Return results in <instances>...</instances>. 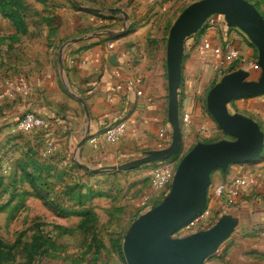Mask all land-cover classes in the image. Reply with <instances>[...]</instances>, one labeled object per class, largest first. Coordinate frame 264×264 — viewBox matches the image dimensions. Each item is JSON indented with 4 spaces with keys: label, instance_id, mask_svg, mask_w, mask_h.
Masks as SVG:
<instances>
[{
    "label": "crops",
    "instance_id": "0c3cea01",
    "mask_svg": "<svg viewBox=\"0 0 264 264\" xmlns=\"http://www.w3.org/2000/svg\"><path fill=\"white\" fill-rule=\"evenodd\" d=\"M24 1L27 5L24 17L31 22H26L25 35L16 33L14 23L0 13V37H4L9 48H21L19 55L12 56V63L0 66V91L5 92L0 99V158L4 157L6 171L12 172L13 181H17L8 187H17L21 173L30 164V152L36 151L47 161L44 172L55 175L62 188H77L79 176L89 187L87 182L93 171H99L102 176L115 171L123 175L118 200L106 196L95 198L94 203L104 209L111 208V212L120 205L139 214L141 199L148 197L157 201L161 195L149 181L157 161L121 170L102 168L137 160L170 143L166 42L161 33L155 40L151 37L153 31L159 28L163 31V24L174 13V0ZM247 1L264 17V0ZM156 17L160 18L161 26L154 21ZM210 17V21L204 22L209 26H203L201 32L199 29L184 40L178 112L179 115L189 113L190 121L182 125V152L176 159L198 141L226 138L215 136L219 130L201 100L207 71L218 64L224 65L226 60L211 50L201 49V45L208 41L211 47L222 51L234 48L239 54V67L230 72L243 69L249 72V79H255L261 71L254 68L257 51L248 37L238 28L227 25L222 15ZM32 30L39 33L32 34ZM110 42L114 43L113 49L107 47ZM57 46L60 54L55 59L52 50ZM129 77L139 81L140 95L127 85ZM24 78L31 83L29 92H19L14 87ZM232 101L228 103L232 113L258 124L264 122V93ZM26 110L42 116L44 125L30 132L15 130L14 121ZM120 121L125 122L123 134L115 141L106 140L105 130ZM262 153L256 159L231 167L232 172L246 175L248 184L229 206L215 208V219L210 226L222 214H227L226 210L234 208L238 224L231 235L244 232L240 237L237 234L238 238L226 250V264H264ZM173 157L168 161L175 165ZM230 170H214L210 181L223 179ZM66 176H70V181ZM250 208L256 209V218L251 222L245 213ZM248 230L252 231L245 234Z\"/></svg>",
    "mask_w": 264,
    "mask_h": 264
},
{
    "label": "water",
    "instance_id": "95a60500",
    "mask_svg": "<svg viewBox=\"0 0 264 264\" xmlns=\"http://www.w3.org/2000/svg\"><path fill=\"white\" fill-rule=\"evenodd\" d=\"M213 14L241 30L255 46L261 71L256 79L238 69L223 75L207 91L205 106L218 128L232 139L196 142L181 155L164 197L139 214L127 227L122 252L127 264H203L234 232L238 218L222 214L207 229L176 237L175 232L199 213L207 202V188L214 170H225L258 158L264 133L251 118L232 113L228 103L264 93V17L247 0H197L182 9L172 22L166 39L167 121L171 139L167 147L137 160L102 169L121 170L166 160L182 152L178 112V87L184 40L195 34Z\"/></svg>",
    "mask_w": 264,
    "mask_h": 264
},
{
    "label": "rangeland",
    "instance_id": "374dc122",
    "mask_svg": "<svg viewBox=\"0 0 264 264\" xmlns=\"http://www.w3.org/2000/svg\"><path fill=\"white\" fill-rule=\"evenodd\" d=\"M194 1L197 0H174V13L163 24V31H160V28L153 31L151 38L155 40L161 33L166 42L172 22L184 7ZM25 17L19 30L18 27L15 30L20 36L27 33L24 30L26 22L29 20L31 23L30 19L26 20ZM154 21L161 26L160 18L156 17ZM154 26L158 27L156 24ZM203 26L209 25L204 23L200 32L203 30ZM35 33L39 32L32 30V34ZM11 48L8 47L4 37H0V66L12 63V56L19 55L18 51L21 50L19 46ZM58 49L57 46L52 50V57L55 59L60 54ZM238 62L237 60H226L224 65L218 64L211 71H207L208 80L204 95L201 97L204 104L206 90H209L223 75L239 67ZM208 64L211 66V63ZM25 80L29 82V80ZM29 85L31 87L30 82ZM29 91L30 89L19 92ZM234 102L232 101L231 104L233 105ZM214 125L218 128L215 122ZM218 130V135H215L217 138L224 135L227 139H232L219 128ZM262 154H264V150ZM179 159V156L176 159V155L172 158L175 160V167ZM28 161L30 164L21 173L17 187L14 186L11 189L8 186L14 185L17 181H13L15 176H12V172L6 171L4 157L0 158V238L9 244L17 242L11 252V258L0 264H127L122 252L123 235L127 227L139 214L152 207L154 203H158L166 193H161L157 201L148 197L141 199L138 206L142 211L139 214H134L130 209L125 210L124 207H118L120 205L111 212V208L104 209L105 207L95 205L94 199L111 196L118 200L121 192L120 186L123 184V175H117L115 171L113 174L102 176L99 171L92 170V176H89L87 182L89 187L82 181V176H79L77 188L71 189L69 186L62 188L63 186L59 185L55 175L50 176L49 172H44V163L47 161L43 160L41 154L31 151ZM232 166L235 164H231L227 168L231 169L230 172L233 170ZM65 179L70 181V176H66ZM113 191L114 193L110 194ZM15 195L19 196L15 197ZM229 210L230 212H228ZM229 210H226L227 214H236L234 208H229ZM254 210L250 208L245 212L250 222L256 218V209ZM251 231L248 230L245 234ZM243 233L231 235L203 264H226L224 262L226 250L238 238L236 235L238 234L240 237ZM181 235L183 236L182 228L174 234L176 237Z\"/></svg>",
    "mask_w": 264,
    "mask_h": 264
},
{
    "label": "built area",
    "instance_id": "2783aa9c",
    "mask_svg": "<svg viewBox=\"0 0 264 264\" xmlns=\"http://www.w3.org/2000/svg\"><path fill=\"white\" fill-rule=\"evenodd\" d=\"M211 17L207 18L206 21H210ZM194 44V41L192 42ZM109 49L114 48V43H108ZM201 49L211 50L215 55L222 56L225 60L232 61L239 59V54L234 48H227L222 51L219 47H211L208 41L201 45ZM254 68L261 70L260 67L255 64ZM126 83L130 88L134 89L135 94L140 95L142 90L137 87L139 81L135 78H127ZM17 91H28L30 89L29 82L25 79L20 80L15 84ZM5 92L0 91V98H3ZM180 125L187 124L190 121L189 113H181L179 115ZM44 125L42 116L38 115L34 111L26 110L23 112L15 121L14 129L19 132H30ZM261 131L264 133V122L259 124ZM201 131H204V127H200ZM125 130V122L120 121L114 125L109 126L105 132L104 137L108 141H115L119 138ZM160 136L163 135V130L160 131ZM175 166L168 160H159L155 166L151 169L149 175V181L153 189L160 193H166L169 190ZM248 178L246 175L239 172H231L227 174L223 179L219 181H210L207 188V202L205 207L197 213L192 219H190L181 228L183 229V235L190 234L197 230H202L209 227L215 219V208L217 205L229 206L231 200L236 198L247 186ZM182 236V235H181Z\"/></svg>",
    "mask_w": 264,
    "mask_h": 264
},
{
    "label": "trees",
    "instance_id": "16d2710c",
    "mask_svg": "<svg viewBox=\"0 0 264 264\" xmlns=\"http://www.w3.org/2000/svg\"><path fill=\"white\" fill-rule=\"evenodd\" d=\"M27 10L24 0H0V13L14 23L17 29L23 24V18ZM1 209V208H0ZM87 214V212H86ZM17 242L9 244L0 238V263L11 258L12 250Z\"/></svg>",
    "mask_w": 264,
    "mask_h": 264
}]
</instances>
